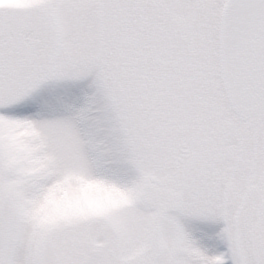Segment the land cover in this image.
Wrapping results in <instances>:
<instances>
[{"label": "snow or ice", "instance_id": "6c2138e0", "mask_svg": "<svg viewBox=\"0 0 264 264\" xmlns=\"http://www.w3.org/2000/svg\"><path fill=\"white\" fill-rule=\"evenodd\" d=\"M0 264H264V0H0Z\"/></svg>", "mask_w": 264, "mask_h": 264}]
</instances>
